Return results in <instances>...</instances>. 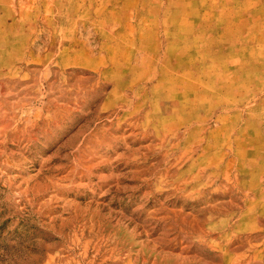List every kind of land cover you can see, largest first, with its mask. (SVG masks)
Masks as SVG:
<instances>
[{"label": "rangeland", "instance_id": "rangeland-1", "mask_svg": "<svg viewBox=\"0 0 264 264\" xmlns=\"http://www.w3.org/2000/svg\"><path fill=\"white\" fill-rule=\"evenodd\" d=\"M194 3L0 0V264H264V79L188 76Z\"/></svg>", "mask_w": 264, "mask_h": 264}, {"label": "crops", "instance_id": "crops-1", "mask_svg": "<svg viewBox=\"0 0 264 264\" xmlns=\"http://www.w3.org/2000/svg\"><path fill=\"white\" fill-rule=\"evenodd\" d=\"M194 4L196 22L191 26L196 36L186 44L196 49L194 54L187 51L183 62L197 65L188 69V76L211 80L212 94L224 96L218 103L230 102L237 94L236 79H264V0H195ZM203 88L197 89L205 94Z\"/></svg>", "mask_w": 264, "mask_h": 264}]
</instances>
